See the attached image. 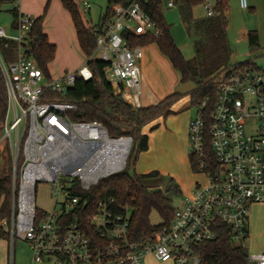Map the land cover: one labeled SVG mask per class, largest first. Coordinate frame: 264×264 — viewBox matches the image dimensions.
I'll return each mask as SVG.
<instances>
[{
  "label": "built area",
  "instance_id": "obj_1",
  "mask_svg": "<svg viewBox=\"0 0 264 264\" xmlns=\"http://www.w3.org/2000/svg\"><path fill=\"white\" fill-rule=\"evenodd\" d=\"M13 1L19 10L16 27H0V69L8 96L0 147L9 143L14 161L12 245L16 239L29 243L34 264H147L151 258L162 264H204L201 245L216 238L221 223L233 243L247 247L250 210L264 204V71L252 67L223 74L215 100L207 96L196 107L188 138L204 183L195 184L168 224L133 239V201L114 196L90 201L77 194L122 173L133 138L111 137L96 121H74L70 113L77 105L51 98L67 96L77 81H91L93 72L85 62L61 78L48 79L33 57L36 19L21 13L20 0ZM165 1L167 9L175 8V0ZM239 1L249 8L248 0ZM202 4L206 17H213L216 0ZM83 7L89 12L92 6L86 0ZM113 11L114 19L97 36L95 52L108 64L105 75L115 93L138 110L143 49L130 48L122 33L157 37L160 29L141 0ZM39 182L51 184L55 202L42 216L36 206ZM0 227L9 232L7 222ZM247 264H264V252H249Z\"/></svg>",
  "mask_w": 264,
  "mask_h": 264
},
{
  "label": "trees",
  "instance_id": "obj_2",
  "mask_svg": "<svg viewBox=\"0 0 264 264\" xmlns=\"http://www.w3.org/2000/svg\"><path fill=\"white\" fill-rule=\"evenodd\" d=\"M60 1L71 16L78 43L84 53L86 63L93 72V79L88 82L79 80L67 96L54 94L51 98L54 101L76 104L77 110L70 113V117L74 121H96L107 128L111 137L130 136L133 138V147L126 169L122 173L103 180L90 192L77 191V194L90 201L106 196H114L118 200L133 201L135 210L131 221V237L137 239L158 227V225L151 224L152 213H157L162 217L163 222L160 225L168 224L172 220L175 209L173 199L169 194H181L180 188L173 180H170L165 193L157 189H150L145 181L149 178H159L160 174L158 172L145 175L138 174L135 171V162L141 153L149 150V136L144 133V128L159 119L166 120L174 115L175 112L172 111V107L182 96L173 93L157 105L135 110L115 93L114 88L107 81L105 69L108 64L92 58L96 50L97 36L107 28L115 17L113 8L117 5L126 7L132 0H108L106 10L96 27H88L85 24L83 13L75 0ZM202 2L203 0H175V5L180 6L181 19L187 29L195 35L193 42L195 57L191 60L185 59L172 37L171 26L164 16V11L167 9L165 0H141V8L159 27V36L156 37L153 34L137 36L128 31L122 33L130 48H145L151 44H156L159 51L169 59L174 69L180 73L181 83L193 82L196 85L197 88L190 94V106L195 108L207 96L212 101L215 100L218 81L223 74L246 68H257L252 62L230 65L232 52L228 41L229 22L227 19L229 0H216L215 15L196 20L192 10ZM14 3L13 0H0V12L5 5H14ZM48 6L49 4L46 9ZM9 12L13 18L10 28L14 30L19 10L14 6ZM44 17L37 18L33 28L35 39L33 57L38 67L50 79L48 65L55 59L56 46L50 44L48 37L43 33ZM96 29L97 31H95ZM247 42L250 50L257 52L260 49L258 32L249 31ZM3 51L4 54L10 56L9 51ZM106 99L112 108V115L105 111L104 101ZM7 111L8 96L0 69V131L4 127ZM156 129L157 126L155 125L150 131ZM7 160V172L0 177V222L5 221L9 225L13 215V167L11 161ZM22 163L23 156L21 154V165ZM190 163L192 171L197 173L196 161L192 156ZM216 231L215 239L201 245L204 264H247L248 248L233 243L227 226L218 223ZM0 239L11 241L9 233L1 227Z\"/></svg>",
  "mask_w": 264,
  "mask_h": 264
},
{
  "label": "rangeland",
  "instance_id": "obj_3",
  "mask_svg": "<svg viewBox=\"0 0 264 264\" xmlns=\"http://www.w3.org/2000/svg\"><path fill=\"white\" fill-rule=\"evenodd\" d=\"M35 1V6L40 7L44 3V7L49 0H27L28 4ZM82 13H85V18L88 24L92 26L98 24L100 17L106 10L107 0H88L91 4L90 12H85L83 2L86 0H75ZM249 8L244 9L240 6L239 0H229V11L227 19L229 22L228 28V41L232 55L230 57V65H240L247 62H252L258 69L264 71V0H248ZM14 5H5L0 12V27L8 29L13 18L9 10ZM49 7V6H48ZM254 8L255 10H252ZM22 11H26L25 6L22 4ZM47 17H44L45 27L53 34L61 48H58V54L51 69L59 70L67 65L69 60L73 62L82 61L86 62L84 53L80 51L77 41L75 40V32L72 26L71 16L69 12L63 7L60 0H52ZM206 14L202 5L197 6L193 10L194 18L204 17ZM30 15V14H26ZM37 19L33 14L30 15ZM164 16L167 23L171 26L172 37L181 50L185 59L191 60L195 57V50L193 42L195 40L194 33L190 32L183 20L181 19L180 10L178 8L166 9ZM255 30L261 34L260 49L257 52H252L249 48L246 33ZM73 35L76 42V49H71L69 46L68 34ZM67 40V41H66ZM66 41L68 47L62 45ZM75 46V45H74ZM70 47V49H69ZM155 47H151L149 52H154ZM150 53V54H151ZM101 53L95 52L92 56L93 59H100ZM142 60V59H141ZM140 60V61H141ZM84 62V63H83ZM140 63V62H139ZM138 63V64H139ZM80 66V67H81ZM141 75V88H142V105L158 104L161 100L160 97L166 92L168 93V82L172 80V76L164 65L163 61L155 60V67L151 70L149 76L145 78L146 67L140 64ZM177 88L174 91L176 92ZM148 100H147V99ZM187 111L193 117L196 114V108L188 106ZM12 119L10 118V121ZM150 130L152 126H147ZM145 127L144 129H146ZM144 131V130H143ZM3 131H0V138L3 137ZM15 143V136H13ZM191 152L189 147V138L183 141V138L177 140L175 138H168L165 134H159L147 152H143L138 156L135 162V171L138 174H149L151 172H158L159 178H149L145 184L150 189H157L166 192L170 180L180 188L181 194L169 196L173 199L174 209H179L185 203L186 198L191 193L197 182L204 183V176L195 173L191 169ZM12 163L14 172V161L9 143L3 144L0 147V177L5 175L8 168V160ZM4 165H3V164ZM3 166V167H2ZM21 168V155L17 163V173L19 174ZM147 171V172H144ZM54 198L52 195L51 184L47 182H39L36 192V206L40 216L49 213L54 208ZM250 239L247 242V248L250 253H260L264 250V204L254 205L250 210ZM151 224L156 226L163 222L161 216L157 213H152ZM9 226V236H11V223ZM6 231V227H4ZM4 242V243H3ZM0 264H34L32 251L29 243L16 239L14 245L12 241L0 239ZM147 264H162L154 259L148 260Z\"/></svg>",
  "mask_w": 264,
  "mask_h": 264
},
{
  "label": "crops",
  "instance_id": "obj_4",
  "mask_svg": "<svg viewBox=\"0 0 264 264\" xmlns=\"http://www.w3.org/2000/svg\"><path fill=\"white\" fill-rule=\"evenodd\" d=\"M51 1L52 0H49L47 5L49 4V7L48 9L47 8V5L44 7V3L42 2L40 7H36L35 6V1L32 2V4H28L27 0H20V10H21V6L22 4L25 6L26 8V11H22L21 10V13L23 14H30L33 16L35 15L36 18H41L42 16H45L47 17L48 15V11L50 9V4H51ZM108 1V0H107ZM203 6V4H200ZM199 5V6H200ZM175 8H178L180 10V6H175ZM174 8V9H175ZM196 8V7H195ZM194 8V9H195ZM204 8V6H203ZM193 9V10H194ZM47 10V11H46ZM91 10V9H90ZM193 10H192V13H193ZM205 10V9H204ZM252 10H255L254 8H252ZM90 12V11H89ZM206 12V11H205ZM45 14V15H44ZM85 13H83V18H84V22L85 24L88 26V27H96L98 24L96 25H93L92 23V26L88 24V21L86 20L85 18ZM202 18H206V14L204 17H201V18H194L196 20L198 19H202ZM100 20V19H99ZM72 21V19H71ZM72 23V26H73V29H74V32H75V40L77 41V45L80 48V45L78 43V39H77V35H76V30H75V27H74V24L73 22ZM99 23V21H98ZM134 30L133 26H132V31ZM43 33L48 37V40L50 42V44L52 45H55L56 46V56H55V59L57 57V54H58V48H61L58 41H56V38L53 37V34L45 27V20L43 22ZM248 33V32H247ZM247 33H246V38H247ZM259 34V32H258ZM139 36V35H138ZM259 39H260V42H261V34H259ZM68 40H69V46L71 47V49H76V42L74 44L73 41L74 38H73V35L71 34H68ZM67 41V40H66ZM66 41L62 43V45H65L66 44ZM75 45V46H74ZM66 47H68V44H66ZM69 47V49H70ZM151 47H155V51L154 52H149L150 51V48ZM143 49V58L142 60L140 61L139 65L140 64H143L144 67H146V74H145V78H147L151 72L152 69H154L155 67V60H158V61H163L164 65L166 66L167 70L169 71V73L171 74L172 76V80H170L168 82V90L169 88H172L171 90L168 91V93H164L161 97H160V102H162L166 97H168L169 95L173 94L174 91L176 88H178L179 86L182 85L181 83V75L178 71H176L174 69V67L172 66L171 62L169 61L168 58H166L158 49L157 45L156 44H151L145 48H142ZM82 51V50H80ZM151 53V54H150ZM55 59L54 61H52L49 65H48V70H49V75H50V78L51 79H58V78H61L65 73L67 72H71V71H76L78 68H80L81 66V63L82 61L80 60V63L78 62H73L72 60H69V62L67 63V65L65 67H63L62 69L61 68H58L59 70H56V69H51V67H53L52 65L54 64L55 62ZM188 60V59H186ZM84 63V62H83ZM83 65V64H82ZM140 68V66H139ZM141 71V70H140ZM141 75L143 76V73L141 71ZM148 75V76H147ZM147 99V98H146ZM148 100V99H147ZM159 102V103H160ZM190 102H191V96L190 94L187 95V96H183L173 107H172V111L175 112L174 115H171L170 117H168L166 120H163V119H159L157 120L156 122H154L153 124H151L150 126H157V129L155 131H150V129L147 127L146 129H144V133L147 134L149 136V147H151V145L154 144V142L156 141V138L159 134H165L168 138H175L177 140H179L180 138L182 139L183 138V141L188 139V135H189V123L192 119V117L190 116L189 112L187 111V107L190 106ZM158 103V104H159ZM153 105H157V104H148V105H142V107H149V106H153ZM3 164V163H2ZM4 165V164H3ZM3 167V166H2ZM144 172H147V171H144ZM148 173V172H147ZM193 191V189H192ZM191 191V193H192ZM191 193L189 194V196L191 195ZM251 220V219H250ZM4 241V240H3ZM6 242V241H5ZM4 243V242H3ZM264 252V250H263Z\"/></svg>",
  "mask_w": 264,
  "mask_h": 264
},
{
  "label": "water",
  "instance_id": "obj_5",
  "mask_svg": "<svg viewBox=\"0 0 264 264\" xmlns=\"http://www.w3.org/2000/svg\"><path fill=\"white\" fill-rule=\"evenodd\" d=\"M196 88L197 87L193 82H188L179 86L175 93L183 97L191 94ZM104 107L105 111L112 115V108L109 105L108 99L104 101Z\"/></svg>",
  "mask_w": 264,
  "mask_h": 264
}]
</instances>
